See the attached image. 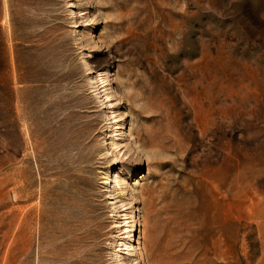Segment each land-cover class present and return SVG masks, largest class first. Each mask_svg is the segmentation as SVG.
I'll return each instance as SVG.
<instances>
[{"label":"rangeland","instance_id":"obj_1","mask_svg":"<svg viewBox=\"0 0 264 264\" xmlns=\"http://www.w3.org/2000/svg\"><path fill=\"white\" fill-rule=\"evenodd\" d=\"M0 264H264V0H0Z\"/></svg>","mask_w":264,"mask_h":264},{"label":"bare ground","instance_id":"obj_2","mask_svg":"<svg viewBox=\"0 0 264 264\" xmlns=\"http://www.w3.org/2000/svg\"><path fill=\"white\" fill-rule=\"evenodd\" d=\"M133 227H134V228H133V231H135L136 226L134 225ZM132 249H134V248H132Z\"/></svg>","mask_w":264,"mask_h":264}]
</instances>
